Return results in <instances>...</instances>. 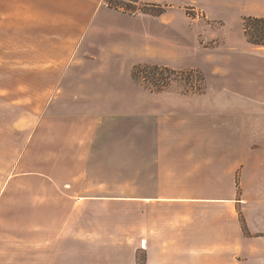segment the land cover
Returning <instances> with one entry per match:
<instances>
[{
	"label": "rangeland",
	"instance_id": "rangeland-1",
	"mask_svg": "<svg viewBox=\"0 0 264 264\" xmlns=\"http://www.w3.org/2000/svg\"><path fill=\"white\" fill-rule=\"evenodd\" d=\"M105 1L113 11L88 44L107 48L77 54L71 69L0 53V175L193 172L219 197L264 191V46L244 35V19L264 16V0ZM60 77L70 79L66 97H57ZM82 78L105 81L108 100L85 101L74 83ZM106 182L90 193L131 196L134 184H150ZM79 193V234L86 220L105 219L117 233L131 221L123 203L90 202L85 213L90 194Z\"/></svg>",
	"mask_w": 264,
	"mask_h": 264
},
{
	"label": "crops",
	"instance_id": "crops-1",
	"mask_svg": "<svg viewBox=\"0 0 264 264\" xmlns=\"http://www.w3.org/2000/svg\"><path fill=\"white\" fill-rule=\"evenodd\" d=\"M112 11L105 0H0V53L38 54L45 63L41 68L71 69L77 54L107 48L88 40L95 23ZM69 81L58 79L57 97L69 94ZM74 83L85 101H107L112 90L93 78ZM73 152L68 151L69 162ZM81 180L86 184L79 189ZM109 180L150 184L145 189L134 184L139 189L131 196L90 193ZM0 181V264H264L262 190L245 186L238 197L232 188L219 197L193 172L111 179L71 171L17 172L0 175ZM82 190L90 194L85 213L92 214L90 202L130 206L125 214L131 221L118 224L122 232L110 231L103 219L86 220L83 234L78 233Z\"/></svg>",
	"mask_w": 264,
	"mask_h": 264
},
{
	"label": "trees",
	"instance_id": "trees-1",
	"mask_svg": "<svg viewBox=\"0 0 264 264\" xmlns=\"http://www.w3.org/2000/svg\"><path fill=\"white\" fill-rule=\"evenodd\" d=\"M244 35L247 41L256 46H264V16H248L244 19ZM156 71L170 73L167 68L153 67ZM167 73V74H166Z\"/></svg>",
	"mask_w": 264,
	"mask_h": 264
}]
</instances>
